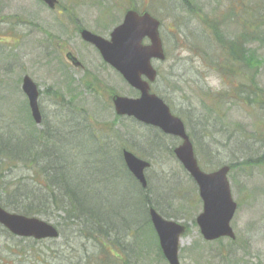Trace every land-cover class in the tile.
Masks as SVG:
<instances>
[{"label": "rangeland", "instance_id": "1", "mask_svg": "<svg viewBox=\"0 0 264 264\" xmlns=\"http://www.w3.org/2000/svg\"><path fill=\"white\" fill-rule=\"evenodd\" d=\"M132 7L160 21L166 58L152 60L157 70L152 93L184 122L203 170L231 164L228 180L238 204L231 220L234 241L202 239L195 223L201 211L197 186L172 151L180 140L115 114L113 94L138 93L79 37L82 27L108 38ZM214 23L223 40L209 28ZM240 51L246 60L233 64L230 60ZM66 53L82 67L67 61ZM229 66L232 70L223 74ZM24 75L39 88L42 119L53 130L59 128L61 138L72 121L82 120L97 135L96 145L108 152V158L112 155L106 160L111 164L106 175L112 181L107 196L116 212L110 221L116 224L117 212H143L121 155L128 149L150 163L145 170L147 197L163 215L188 226L180 243L181 264H264V0H57L51 9L40 0H0V132L12 128L16 137L27 133L31 118L21 89ZM40 128H29L27 134ZM78 145L83 156L87 147L81 140ZM17 166L5 171L8 176L2 180L31 175L30 169ZM64 215L59 211L38 216L60 232L55 239L38 242L20 240L0 225V264H120L109 262V255ZM133 236L135 250L156 255L149 227L139 226ZM113 250L118 252L110 251L113 257L122 253L121 246Z\"/></svg>", "mask_w": 264, "mask_h": 264}, {"label": "water", "instance_id": "2", "mask_svg": "<svg viewBox=\"0 0 264 264\" xmlns=\"http://www.w3.org/2000/svg\"><path fill=\"white\" fill-rule=\"evenodd\" d=\"M54 8L57 0H42ZM160 21L149 12L127 9L122 21L104 38L85 28L79 30L81 39L93 45L104 62L116 70L129 86L136 89V97L113 94L111 102L118 116L132 117L140 123L159 128L163 133L178 137L181 142L173 153L198 187L202 210L195 218L199 231L205 240L219 237L235 238L230 221L237 204L231 195L228 181L229 165H222L211 172L200 169L192 142L183 121L174 115L169 106L158 95L150 92V83L156 79L157 71L151 61H163L165 53L159 35ZM144 39L148 41L144 43ZM66 57L74 66L81 63L71 53ZM22 91L27 97L31 116L36 124L41 122L38 106L39 90L35 82L25 75ZM123 161L142 187L147 181L144 170L149 162L123 149ZM149 217L157 234L161 251L169 264H180L178 252L180 238L186 226L178 221L163 217L154 207L148 209ZM0 224L11 234L34 239L56 238L58 229L50 222L36 216L10 212L0 205Z\"/></svg>", "mask_w": 264, "mask_h": 264}, {"label": "trees", "instance_id": "3", "mask_svg": "<svg viewBox=\"0 0 264 264\" xmlns=\"http://www.w3.org/2000/svg\"><path fill=\"white\" fill-rule=\"evenodd\" d=\"M217 25L218 23L209 24V28L216 38L223 40L224 36L221 31L217 30ZM243 56L244 52L240 51L239 57L230 61L233 64H238L240 61L236 59L246 60ZM231 70L232 67L229 66L222 73L227 74ZM71 116L74 119L79 118L75 115ZM31 119L29 128L37 126ZM49 126L42 119L39 130L34 129L35 132H33L32 129L27 134L28 128L27 133L23 132L24 136H21V131H19L21 135L14 136L12 128L0 132V204L3 208L26 216L43 218L48 217L49 212L62 211L66 215H64V219L75 221L79 230L85 232L84 237L91 240L100 249V252L103 250L107 255H110L114 246H121V236L125 238V242L128 239L130 244L134 238L136 227H149L147 224L137 226L138 221L147 223L146 209L148 206L155 207L163 214L158 204L147 197L146 188H141L125 167L127 175L136 186L143 212H132L126 214L127 216L125 214L122 216L117 212L119 215L115 217L116 224L110 221L116 212L109 204L107 196V192L111 189L108 183L112 184V181L106 175V170L111 168V164L107 165L106 160L109 162L112 155L108 158V152L99 144L96 145L99 143V139L97 135L90 132V127L85 121H72L67 135L64 134L62 138L59 128L53 130L52 126ZM149 127L163 136H168L158 128ZM79 140L87 147L83 156L78 152ZM17 165L24 169H30L31 175H10L9 180H2L8 176L4 172L12 171L13 168L18 167ZM78 169L81 173L77 172ZM99 190L103 191V194H99ZM164 216H168V214L164 212ZM152 235L157 239L153 230ZM18 238L39 241L29 237ZM156 248L160 252L157 241ZM125 250H127V245ZM108 257L111 258V256ZM112 260L113 258H111Z\"/></svg>", "mask_w": 264, "mask_h": 264}, {"label": "flooded vegetation", "instance_id": "4", "mask_svg": "<svg viewBox=\"0 0 264 264\" xmlns=\"http://www.w3.org/2000/svg\"><path fill=\"white\" fill-rule=\"evenodd\" d=\"M67 61H69L73 65V63H72V61L70 59L67 58ZM39 107H40V105H39ZM40 112H41V110H40ZM199 202L201 203V209H202V202L200 201V199H199ZM196 216H195V218H196ZM166 217H168V216H166ZM147 219H148L147 220V223L146 222L143 223L142 221H138L137 222V226H139L141 224H147V225H149V228H150L151 232L153 230L154 231V234H155V236L157 238L156 239L157 246L159 247L160 252L157 249L156 255L154 257H152L151 255H146V254L144 256L142 254V251H137V250L134 249V247L136 245L135 242L129 244L128 239L125 242V241L122 240V236H121L120 241L122 242V244H121L122 253L120 255H117V257H113V256L109 255V256H111V258H113L112 261H111V258H109V260H108L109 262H113V263H116L117 262V263H120V264H152L154 262H156L155 264H159L160 261L161 262L162 261L163 262H167L166 259L163 256L162 252H161V248H160L159 242H158V237H157L156 232H155V230L153 228V225H152V222L150 220V217H149V213L148 212H147ZM176 219H178V218H176ZM136 229L138 230V227H136ZM133 240L136 241V239H134V238L132 239V241ZM126 245H127V250H125V246ZM112 251L114 252V250H112ZM114 253L115 254H118V252H114ZM115 258H117L118 260H116ZM166 264H168V263H166Z\"/></svg>", "mask_w": 264, "mask_h": 264}]
</instances>
